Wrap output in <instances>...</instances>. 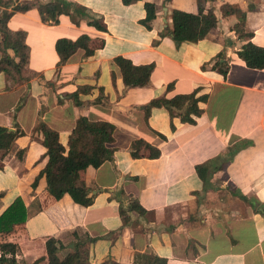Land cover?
<instances>
[{
  "label": "crops",
  "instance_id": "0c3cea01",
  "mask_svg": "<svg viewBox=\"0 0 264 264\" xmlns=\"http://www.w3.org/2000/svg\"><path fill=\"white\" fill-rule=\"evenodd\" d=\"M61 1L85 7L79 22L66 8L56 22L43 21L36 6L7 21L10 29L25 31L29 47L26 78L0 72V124L24 131L0 149V213L17 196L27 208L24 221L0 231V242L17 244L16 263L49 264L45 241L55 236L67 245L61 255L80 240L76 264L107 258L134 264L145 252L165 256L166 264H264V67H250L237 54L247 38L264 46V0H207L216 24L207 27L201 17L200 36L180 43L161 33L172 28L173 10L197 12V0ZM147 2L155 6L150 19ZM226 2L245 10L249 37H238L235 14H222ZM91 18L103 29L89 24ZM82 33L90 36L93 52L78 48L57 66V38ZM120 57L153 63L149 83L127 87ZM218 57L228 60L226 75L214 65ZM85 84L92 87L76 104L68 94ZM195 88L207 97L194 123L173 116L172 129L164 106L152 107L145 119L151 98ZM81 114L115 125L112 157L81 170L93 194L88 205L68 193L54 198L44 175L38 176L46 147L37 121L57 129L66 143ZM139 137L159 147L160 155L133 157L130 143ZM215 157L222 165L205 188L195 165ZM134 198L146 211L127 210L123 219L119 206Z\"/></svg>",
  "mask_w": 264,
  "mask_h": 264
},
{
  "label": "trees",
  "instance_id": "16d2710c",
  "mask_svg": "<svg viewBox=\"0 0 264 264\" xmlns=\"http://www.w3.org/2000/svg\"><path fill=\"white\" fill-rule=\"evenodd\" d=\"M128 4L136 0H122ZM207 0H197V12H184L173 10L171 29L167 28L161 35L170 33L176 43L184 39H195L200 36L199 25L201 17L209 22L207 27L216 24V15L212 9H205ZM36 6L40 17L43 21L58 20V16L66 8L73 22H79L76 15L85 14V7L79 4H65L61 0H0V49L2 56L0 58V72L5 71L12 79L26 78L23 74L27 68L29 47L25 42L24 30H12L8 27L7 21L16 11H24ZM147 19L154 15V4L147 2ZM152 6V10H148ZM223 15L235 14L237 21L233 25L238 37H249L251 31L245 28V10L241 7L223 3L221 5ZM72 9V10H71ZM73 11V13H72ZM89 24L99 29L103 26L96 18L88 20ZM157 43V39L153 40ZM55 48L59 55L57 66L62 65L69 56L78 48H83L85 55L91 54V38L88 34L82 33L76 38L59 37L55 42ZM237 54L250 67H264V46L258 45L251 41L250 38L242 43L237 50ZM123 78L127 87L145 86L150 81V74L153 69V63L134 65L128 59L120 57ZM214 65L219 66L220 71L226 75L229 64L228 60H220L218 57ZM173 86V82L166 85L167 90ZM91 85L85 84L78 86L77 89L70 92L68 97L73 99L76 104H80V92H87ZM198 88L190 92L176 93L172 96L161 94L149 100L145 108V119L147 120L149 112L154 106H164L168 109L171 117V128L175 127L172 118L178 116L183 122L194 123L196 116L202 112L199 101L205 100L207 95H197ZM101 96H98L99 100ZM36 129L43 133V144L46 147V161L39 175H44L46 180L45 190L54 198L58 199L65 193H68L75 202L88 205L93 201V194L90 193L89 187L81 176V170L87 166H98L103 161L110 159L113 155V147L109 145L113 141L115 125L107 120H92L86 115H79L75 124L68 134L66 143L59 139L57 129L48 125L43 119H39ZM24 131L16 128L9 129L0 124V149L7 150L13 140ZM160 136L165 135L159 133ZM130 152L133 157H158L161 153L160 148L150 143L144 138H134L130 143ZM222 165L218 157L211 158L207 161L195 165L198 176L203 181V186H207L209 178L213 171L219 169ZM37 176V177H38ZM37 179V178H36ZM35 179V181H36ZM204 188V189H205ZM244 197L243 194H240ZM135 209L140 213L146 209L135 198L130 200L126 208L119 206V212L125 219L127 210ZM27 217V208L20 196L13 201L0 213V231L10 230L14 223L22 222ZM87 239L93 240V237L87 236ZM80 240L75 241L71 248H68L64 255L59 252L67 245L55 237L49 236L45 241L46 256L49 264H76L79 254L77 246ZM18 249L17 244L13 242H0V263L17 264L15 253ZM167 258L159 256L153 252L137 253L134 258V264H166ZM99 264H125L112 258H107Z\"/></svg>",
  "mask_w": 264,
  "mask_h": 264
}]
</instances>
